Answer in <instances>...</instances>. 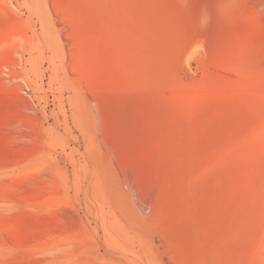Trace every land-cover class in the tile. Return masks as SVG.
<instances>
[{"label":"rangeland","instance_id":"obj_1","mask_svg":"<svg viewBox=\"0 0 264 264\" xmlns=\"http://www.w3.org/2000/svg\"><path fill=\"white\" fill-rule=\"evenodd\" d=\"M0 264H264V0H0Z\"/></svg>","mask_w":264,"mask_h":264}]
</instances>
